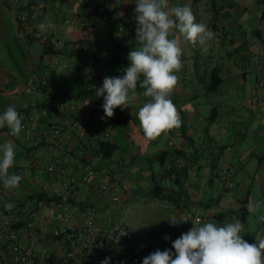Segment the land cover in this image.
<instances>
[{
	"label": "crops",
	"instance_id": "crops-1",
	"mask_svg": "<svg viewBox=\"0 0 264 264\" xmlns=\"http://www.w3.org/2000/svg\"><path fill=\"white\" fill-rule=\"evenodd\" d=\"M42 1L39 22L56 19L63 48L58 54L43 53L42 41L31 38L33 36L18 23L17 12H14V33L24 38L25 50L23 62L17 66L18 69L6 60L0 61V114L10 105L19 113L24 108H43L40 104L49 95H55L54 99L48 101L50 105L65 102L71 95L74 100L67 104L88 116L91 123L72 132H65L59 143H35L34 136L45 122L21 131L19 137L11 136L7 127L0 128L2 138L15 145V163L10 172L22 177L19 187L6 189L8 197L33 204L31 195L40 188L45 185L55 188L58 184L47 174L45 165L53 156H59L69 176L80 178L89 172L93 174L89 182L78 188L74 199L76 203L107 204L106 198L97 191L96 186L97 180L105 179L116 181L119 185L118 200L114 203L119 201L126 209L130 203L135 202L147 210L146 217L151 218L156 228L152 236L153 244H149V239L138 241L135 231L128 227L133 242L141 247L174 252L172 242L175 236L169 221L173 217L181 219L183 232L186 233L192 226V220H183L186 213L199 215L203 217V223L212 222L218 226L238 220L247 232L243 238L249 243H255V235L264 232V220L260 219L264 211L259 216L262 228L256 224L251 227L249 223L250 205L256 202L264 205V201L260 200L264 196V87L259 90V101L255 106L249 105V99L258 83L264 82L262 0H169L170 6H189L196 21L205 23L214 33V38L205 46L207 51H203L199 45L193 47L180 38L183 67L176 73L179 84L170 99L180 113L182 125L167 133H174L178 138L177 143L169 141L170 136L166 144L171 149L156 145L148 150L150 142L155 140L149 141L144 135H137L142 132L137 118L138 110L150 99L143 95L145 89L138 88L135 99L124 106L130 107L132 118L123 130L128 140L127 148L116 160L110 159L118 153V146L109 158L101 157L96 151L102 140L115 143L109 139L111 134L108 130L109 123L115 124L105 117L103 97H97L95 92L102 86L104 77L124 75L123 69L130 63L128 53L140 47L136 39L131 41L122 38L126 30L136 26V0H95L102 8L99 14H93L89 8L91 0ZM0 4L3 8L16 11L4 5L2 0ZM256 8L260 9V13H253ZM214 11H218V20L222 21L215 23L218 29L211 26ZM66 17L72 20L68 26L61 22ZM80 22L93 25L94 30L89 32L87 28L80 27ZM227 23L234 24L232 29L224 26ZM119 28L122 30L119 31ZM221 31L222 34H232L234 42L228 44L221 39ZM175 36L178 33L174 31ZM255 37L263 45L257 44ZM123 47L127 53H122ZM114 52L119 54V58L113 59ZM54 61L64 63L65 68H55L52 65ZM212 69H217L222 79L218 91L211 94L213 96L208 101L212 105L211 109L216 107L217 112L213 118L209 116L208 120H197L198 112L194 105L191 106V102H195L198 95L206 96L198 78L207 79ZM248 71L255 75V83L248 85V97L241 100L238 97V86L246 83ZM33 72L48 78L50 85L38 87L27 94L24 92L25 80ZM189 87L196 91L192 92ZM54 118V113L49 111L48 119ZM131 136L135 139L132 140ZM35 149L39 153L33 159ZM164 150L168 153L161 164L155 157ZM165 164L171 167V174L163 177ZM224 171L230 172L233 189H227L222 182ZM154 183L167 184L169 187H165L160 196H154L151 194ZM256 191L259 199L253 197L254 193L257 195ZM246 195L249 208L247 213L242 214L239 198ZM162 208H166L169 213L166 223L161 222L157 212ZM97 211L100 224L117 222L107 220L98 208ZM72 219L75 220V216ZM165 236L170 239H165Z\"/></svg>",
	"mask_w": 264,
	"mask_h": 264
},
{
	"label": "built area",
	"instance_id": "built-area-1",
	"mask_svg": "<svg viewBox=\"0 0 264 264\" xmlns=\"http://www.w3.org/2000/svg\"><path fill=\"white\" fill-rule=\"evenodd\" d=\"M2 3L16 10L18 23L31 36L46 39L55 49L63 46L56 19L39 22L43 9L42 0H2ZM89 8L93 14L102 12L95 0H91ZM61 22L68 26L72 20L66 17ZM41 23L50 24L51 27L41 31L37 27ZM79 26L87 28L89 32L94 30L93 25H86L85 22H80ZM118 30L121 31V28ZM52 65L57 69L65 68L62 62L54 61ZM49 85L48 78L33 72L25 80L24 92L30 94L38 87ZM263 87L264 82H259L249 99L250 106L258 103V93ZM51 108H24L19 112L22 131L45 122L34 136L36 144L43 141L59 143L65 132H72L91 123L88 116H82L75 106L63 101L51 104ZM49 111L56 118L49 120ZM38 153V149L33 151V159ZM29 161L31 163L32 158ZM45 171L58 185L55 188L48 185L40 188L38 192L43 193L45 198H35L33 204L9 198L6 188L0 182V264H101L106 257L111 258L110 264H142L144 257L157 251L135 244L131 231L120 221L109 225L100 224V215L94 204L75 202L78 188L89 182L92 172L80 178L69 176L59 156L50 158ZM230 175L229 171H224L221 178L228 188L233 189L234 183ZM96 186L104 198L109 197L113 202L118 200V187L114 183L108 184L100 179ZM6 203L12 204L13 208L6 210ZM74 216L75 220L72 219ZM183 220H192L191 228L204 221L203 217L193 216L191 213H186ZM171 221L180 222L172 225L176 239L184 233L182 221L177 217L171 218ZM122 231H126L127 235L119 237Z\"/></svg>",
	"mask_w": 264,
	"mask_h": 264
},
{
	"label": "clouds",
	"instance_id": "clouds-1",
	"mask_svg": "<svg viewBox=\"0 0 264 264\" xmlns=\"http://www.w3.org/2000/svg\"><path fill=\"white\" fill-rule=\"evenodd\" d=\"M135 5V39L140 47L128 53L130 63L123 69L124 75L104 77L95 95L103 97L105 117L112 118L116 108L123 109L135 99L138 85L145 89L143 95L150 99L139 108L137 118L144 138L152 141L182 125L180 113L170 99L179 84L176 73L183 67L180 38L207 51L205 46L213 40L214 33L205 23L196 21L187 5L170 6L169 0H136ZM37 27L44 31L51 25L41 23ZM174 31L178 36L173 37ZM4 127L11 136L19 137L22 117L14 106H8L0 114V128ZM0 153V182L6 189H15L22 179L10 172L15 163V145L5 142ZM260 207L259 202L250 205L252 211ZM12 208V204H5L6 210ZM260 219L264 220V216ZM246 233L238 220L221 226L212 222L193 225L172 242L174 252L157 250L144 257L142 264H264V232L255 235V243L243 238ZM125 235L126 231L119 233V237ZM165 239L170 238L165 236ZM110 259L106 257L101 264H110Z\"/></svg>",
	"mask_w": 264,
	"mask_h": 264
},
{
	"label": "rangeland",
	"instance_id": "rangeland-1",
	"mask_svg": "<svg viewBox=\"0 0 264 264\" xmlns=\"http://www.w3.org/2000/svg\"><path fill=\"white\" fill-rule=\"evenodd\" d=\"M14 12L11 9L3 8L0 4V61L6 60L7 62H10L14 64L15 68L17 66H21L23 62V52L25 50V43L24 38L21 35H17L14 28ZM253 13H260V9H257ZM13 15V16H12ZM253 15V14H252ZM254 16V15H253ZM255 40L257 41V44L263 45L262 41L255 37ZM255 83V75L252 72H247L246 74V83H240L238 86L239 93L238 97L240 99H246L248 97V85ZM72 88H75L73 84H71ZM192 92H195L193 87H189ZM46 93V92H45ZM235 91L234 94L235 95ZM27 96V95H22ZM39 96V95H38ZM213 95L204 96V95H198L195 102H191V106L194 105V108L197 109L198 115L196 116L197 120L201 118V120H208L209 116L211 115V107L210 103L208 101L211 100ZM34 98V97H33ZM74 100V96H68L65 103H70V101ZM216 103L214 104V106ZM108 130L110 131V140L114 141L118 146V153L116 155H112L110 160H116L123 152L126 150L128 145L127 137L124 135L123 130L125 126H117L112 125L111 123L108 124ZM122 131V132H121ZM139 135H143L142 132H140ZM137 136V137H138ZM171 136V138H170ZM132 140L135 139L132 137ZM170 138L169 141L177 143V136L174 133L170 134H164L161 135L159 138L155 139V142H150L149 149L157 147H167L168 149H171L172 147L167 145V141ZM8 139H3L0 134V144L1 146L7 142ZM43 177L40 178L42 180ZM255 192V191H254ZM257 195L254 193L253 197L259 199L258 192L256 191ZM111 198L106 197L107 204H102V202L95 203V206L98 208V210L105 215L107 220H110L112 222L114 221H120L127 225L130 229H133L137 235L138 241H147L149 239V244H153V233L156 230L154 226V222L152 223L151 218L147 219V210L140 208L138 206V203H130L129 206L125 209L122 205L118 202H112L110 200ZM261 201H264V196L260 197ZM213 203V202H212ZM116 204V205H115ZM114 206V207H112ZM117 208V209H116ZM264 211V205L258 208L256 211L250 212V226H254V224L261 226L259 216ZM158 215L161 218L162 223L167 222L168 218V210L166 208L159 209ZM183 226V225H182Z\"/></svg>",
	"mask_w": 264,
	"mask_h": 264
},
{
	"label": "trees",
	"instance_id": "trees-1",
	"mask_svg": "<svg viewBox=\"0 0 264 264\" xmlns=\"http://www.w3.org/2000/svg\"><path fill=\"white\" fill-rule=\"evenodd\" d=\"M230 1H232V0H230ZM261 2L264 3V0H262ZM22 9L23 8H19V10H22ZM262 14H264V10H263ZM218 15H219L218 11H214L213 16H212V22L213 23L211 24V26L214 27L215 29H218V27L216 26L215 23L216 22H222V21L218 20L219 19ZM223 19H225V18H223ZM233 25H234L233 23L232 24H229V23L224 24V26H226V28H229V30L232 29ZM136 26L133 27L132 29L130 28L129 30H126L122 34V38H124L126 40L131 39V41H133L135 39V36H136V32H135ZM31 38H34V37H31ZM221 39L225 40L228 44H232L234 42V37H233L232 34H229V33H223L222 34V31H221ZM39 40H41L42 43H43V53L58 54L60 52L61 48H63V46H62L60 49H55V48H53V46H51L49 44V42H47L46 39H39ZM113 51H116V50H113ZM118 51H120V50H118ZM121 51H122V53H127V50H125V47L121 48ZM115 57L119 58V54L117 52L113 53V59H115ZM198 79H199V81L202 84L203 92H204V94L206 96H209V95L217 92L219 87H220V85H221V83H222V79L218 75V70L217 69H212L207 79H205L203 77H199ZM138 88H140L139 85H138L137 89ZM54 97H55V95L47 96V99H45V101H43L40 104V106H42L43 108H51V105L48 104V101L54 99ZM216 112H217L216 107H213L212 110H211L210 118L211 117L213 118L216 115ZM82 116H84V115L82 114ZM131 118H132V114H131L130 107L126 106L123 109H121V108L115 109L114 110V116L112 118H110V121L113 124L117 125V126H126L130 122ZM116 147H117V145L115 143H112V142H110L108 140H105V141L102 140V141H100L98 143L96 151L101 157L109 158L112 155V153L116 150ZM167 153H168V151H166V150L162 151L161 153H159L155 157V160L159 161L161 164H163L164 161H165V157H166ZM163 170H164L163 173H165L163 175V177H165V175L170 176L171 167L169 165L165 164ZM230 177H231V175H230ZM103 180L105 182H107L108 184H113L114 183L116 185V187H119V185H118V183L116 181H108V180H105V179H103ZM166 185L167 184L162 185L160 183H154L153 186H152V189H151V194L154 195V196H160V194L163 191V189L165 187L166 188L169 187V185H167V186ZM226 188L230 189L227 186H226ZM31 198L32 199L45 198V195L43 193L37 192V193L32 194ZM239 202L241 204L242 214L247 213L248 208H249L248 195L240 197L239 198ZM160 251H163V250H160Z\"/></svg>",
	"mask_w": 264,
	"mask_h": 264
}]
</instances>
